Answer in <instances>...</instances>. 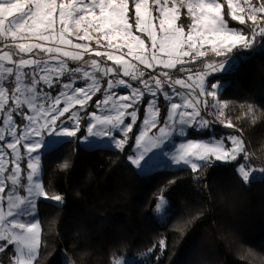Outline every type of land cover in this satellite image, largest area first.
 <instances>
[{
    "label": "snow or ice",
    "instance_id": "snow-or-ice-1",
    "mask_svg": "<svg viewBox=\"0 0 264 264\" xmlns=\"http://www.w3.org/2000/svg\"><path fill=\"white\" fill-rule=\"evenodd\" d=\"M226 4L231 21L240 25L251 22L250 33L229 27L223 0H0V42L9 49H0V253L11 264H38L41 225L34 218L30 222L24 219L34 216L33 197L62 200L59 195L49 197L37 179L41 158L32 153L47 146L45 134L76 136L79 110L87 112L97 93L100 96L92 106L103 107L106 114L89 113L93 122L87 127L88 135L111 137L123 149L139 119L144 126L134 134L139 155L132 158L138 168L165 138L177 131L186 135L185 128L192 125L209 126L211 122L201 116L198 106L206 109L207 100L201 97L215 98L217 93L205 89L206 73L184 65L195 64L209 50L221 56L237 46L251 48L257 34L264 37V0L258 6L251 0H244L243 5L226 0ZM181 9H186L189 18L186 25L178 23ZM85 55L105 59L85 60ZM68 61L77 66L70 67ZM233 66L234 62L227 66L207 63L205 68L226 71ZM160 97L168 108L163 117ZM141 102L142 119L137 107ZM77 105L79 109L72 111ZM61 117L72 120L74 127L57 131ZM225 126L234 127L230 122ZM114 129L123 137L116 139ZM229 139L231 148L222 140L188 141L173 159L190 164L193 170L204 166L196 160H236L245 152L244 141L234 136ZM21 148L29 154L26 167L21 165ZM12 162L15 166L10 170ZM63 167H68L67 162ZM238 170L249 181L253 169L240 164ZM25 171L26 183L21 179ZM6 181H11L10 195ZM18 191L27 194L17 195ZM160 246L166 247L163 240ZM116 264L124 262L118 259Z\"/></svg>",
    "mask_w": 264,
    "mask_h": 264
},
{
    "label": "trees",
    "instance_id": "trees-1",
    "mask_svg": "<svg viewBox=\"0 0 264 264\" xmlns=\"http://www.w3.org/2000/svg\"><path fill=\"white\" fill-rule=\"evenodd\" d=\"M223 2L229 27L250 33L251 22L231 21ZM253 2L258 6L260 0ZM90 59L104 61L85 55ZM233 60L228 71L209 79V85H223L219 99L234 125L224 132L244 140L245 152L230 162L211 158L198 170L182 167L141 175L129 161L137 128L122 151L84 149L78 139L89 113L97 110L92 105L100 93L93 97L87 112H81L77 140L43 156V186L49 197L62 200L38 202V264H116L122 258H138L134 264H264V176L246 183L237 170L246 160L264 169V37L257 34L251 48L236 47L221 56L208 52L184 67L196 72L207 63ZM140 113L142 119L144 107ZM26 175L22 173L24 182ZM161 198L176 208L158 225ZM162 240L166 247L160 246Z\"/></svg>",
    "mask_w": 264,
    "mask_h": 264
},
{
    "label": "rangeland",
    "instance_id": "rangeland-1",
    "mask_svg": "<svg viewBox=\"0 0 264 264\" xmlns=\"http://www.w3.org/2000/svg\"><path fill=\"white\" fill-rule=\"evenodd\" d=\"M237 2L240 3L241 5L244 4V0H237ZM251 3L254 4L253 0H251ZM254 5H256V4H254ZM178 23L185 24V25L187 23H189V18L186 15V9H181V17H180V21ZM92 46L95 47V42H93ZM237 47H241V46H237ZM205 48L209 49L210 46H205ZM208 52H211V51L209 50ZM101 58L105 59L104 57H101ZM200 58H202V57H200ZM233 62L235 63L236 61L233 60ZM233 62L232 61L225 62V65L227 66V64L233 63ZM109 65H111V64H109ZM229 69L230 68H228L226 71H228ZM226 71H211V70H208L206 68L202 71H196V72L206 73L205 78H204V82H203L205 89L208 91H212V92L217 93L215 98H213L211 95L201 97V99L207 100L208 107L206 109L203 106H198L200 108V111H201V116L204 119L211 122L209 124V126L207 128H198L196 125H192V126L185 128L186 135H180L179 132L177 131L173 135L165 138L164 140L161 141V143L158 147H153L148 152V154L145 156V159L140 162L141 167H139V168L134 163H132V158L139 155V150L136 148L135 143H133V153H132L131 157L129 158V161L134 166L137 173H139L141 175H145V174L154 173L158 170H163V169L176 170V169H180L182 167L192 169L190 164H184L182 162L178 164L173 159V157L175 155H177V153L179 152L180 146L182 144L188 142V141H203V142L212 141V142H216V141L222 140L224 143V146L226 148H231L232 142L229 139V137L234 136V137H237V138L243 140L242 136H240L239 134H230V133L224 132L225 130H228L229 128H232V127H226L225 126L229 122L226 119V104H225V102L220 101V99H219V95L222 92L223 85L220 82H216L212 85H209V79L213 75L218 74V73L223 74ZM125 79H128V78H125ZM194 82H195V78H194ZM213 85H216V87H212ZM196 87H197V91H198L199 86L196 85ZM115 91H126V90L125 89H117ZM181 91H183V89H181ZM217 101H219V104H217ZM63 106L64 105L61 104V107H63ZM137 107L139 108V114L138 115L141 116L140 109H142V107H143V102H141V104L137 105ZM158 107H160L161 112L164 111V115L168 111L167 105L163 101L162 97H160V102L158 104ZM78 109H79V106L77 105L76 108L72 109V111L75 112ZM131 110L132 109H129V111H131ZM79 111H80V117H81V112L83 110H79ZM219 111H223L224 116H222V117L218 116L217 113ZM96 113L100 116H103L106 114L105 111L103 110V107H101V109H97ZM67 115L68 114H66V116ZM92 122L93 121L91 119V116H89L88 123L86 126V130H85V132L82 133L81 137L78 139V143L80 144V146L82 148L90 150V149H94L97 147H101V148H108V149H113V150H118V151H122L125 149V147L128 144L129 139L127 140V143L125 144L124 148L121 149V148L116 146L115 141L111 137L89 136L87 133V127ZM128 122H129L128 119H126L125 123H128ZM213 123L214 124H220V128L214 127ZM56 127H57V131H58L61 127H69V128L74 127V123L72 120H67L66 117H61V119L57 121ZM99 127L100 126L98 125V128ZM143 127H144L143 124L141 123V121L139 122V119H138L136 122V125L133 126V129L137 128V132H138V130L143 128ZM80 131H81V127L79 124V131L77 132L76 136H74V137H55L54 134H53V136L50 137V136H47V134H45L44 143L47 146L39 149L35 153H32L33 157L36 155H39L41 158L40 172L37 176V179L42 184H43L42 180H43V156H44V154L52 151L53 149L58 147L60 144L66 142V141L77 140V136L79 135ZM113 132L116 136V139H120L123 137V133L118 132L115 129L113 130ZM153 133H155L156 135L159 134L158 130H156V129H153ZM130 134H129V138H130ZM151 134L152 133H150V135ZM5 151H10V150L6 149ZM21 152H22V157H23V159L21 161V165L23 167L24 165H26V162L29 158V154L23 148H21ZM241 154L242 153H240L238 155L237 159L239 158V156ZM248 157H250V156H248ZM212 158H214V157H212ZM222 161L230 162L232 160L229 159V160H222ZM207 162L208 161H199V160L195 161V163H197L198 165H204ZM243 164L246 166V168L251 167L253 169V172L249 178V181L254 180V179H262L263 178L264 171H261L262 170L261 167H259V166L256 167V166L250 164L247 160ZM14 166H15L14 162L10 163L9 169L10 170L14 169ZM238 169H239V167H238ZM238 174H239L240 178L242 179L241 174L239 173V170H238ZM21 178H22V174H21ZM249 181H247L246 183H248ZM25 183H26V181H25ZM10 188H11V181H6V193L9 195L12 194L10 191ZM16 194L17 195H26L27 193H26V191L24 193H21L18 191ZM33 199H34L35 204H36V207L33 209L34 216H29V217H26L24 219H26L27 221L30 222L34 218L39 222L38 202L40 200H47L48 198L35 197L34 196ZM51 201L53 203H57V204L61 203V201L58 202V201H55L53 199H51ZM24 207L25 206L22 205L21 209H23ZM175 208H176V205L174 203H172L171 200L161 198L159 205L157 207L156 213H155V218H156L157 224L158 225L164 224L167 221V219L170 217L172 212L175 210ZM4 211H7V197L6 196H5V201H4ZM15 218L16 219H22L21 216H16ZM11 219L12 218H8V220H11ZM119 260H122L124 262V264H134V263L138 262V258H122ZM0 261H2L3 264H11V261L9 260V258L7 256H5L4 253H0Z\"/></svg>",
    "mask_w": 264,
    "mask_h": 264
},
{
    "label": "built area",
    "instance_id": "built-area-1",
    "mask_svg": "<svg viewBox=\"0 0 264 264\" xmlns=\"http://www.w3.org/2000/svg\"><path fill=\"white\" fill-rule=\"evenodd\" d=\"M0 49H3V50L6 49V48H3V43H2V42H0ZM149 71H151V70H149ZM179 75H181V76H186L187 73H179ZM133 83L136 85L138 82L133 81Z\"/></svg>",
    "mask_w": 264,
    "mask_h": 264
},
{
    "label": "crops",
    "instance_id": "crops-1",
    "mask_svg": "<svg viewBox=\"0 0 264 264\" xmlns=\"http://www.w3.org/2000/svg\"><path fill=\"white\" fill-rule=\"evenodd\" d=\"M8 51V50H7ZM111 62V61H110ZM132 83H133V81H132Z\"/></svg>",
    "mask_w": 264,
    "mask_h": 264
}]
</instances>
